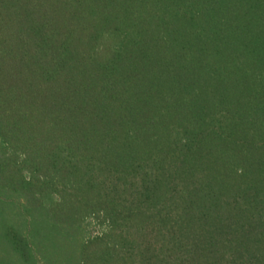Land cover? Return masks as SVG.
I'll list each match as a JSON object with an SVG mask.
<instances>
[{
    "label": "trees",
    "instance_id": "1",
    "mask_svg": "<svg viewBox=\"0 0 264 264\" xmlns=\"http://www.w3.org/2000/svg\"><path fill=\"white\" fill-rule=\"evenodd\" d=\"M0 264H264V0H0Z\"/></svg>",
    "mask_w": 264,
    "mask_h": 264
},
{
    "label": "rangeland",
    "instance_id": "2",
    "mask_svg": "<svg viewBox=\"0 0 264 264\" xmlns=\"http://www.w3.org/2000/svg\"><path fill=\"white\" fill-rule=\"evenodd\" d=\"M91 230H97V229H91Z\"/></svg>",
    "mask_w": 264,
    "mask_h": 264
}]
</instances>
